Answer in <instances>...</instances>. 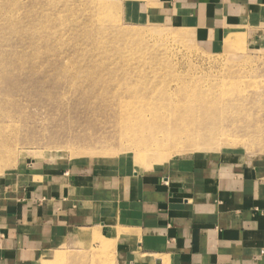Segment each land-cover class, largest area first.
Instances as JSON below:
<instances>
[{
    "label": "rangeland",
    "instance_id": "1",
    "mask_svg": "<svg viewBox=\"0 0 264 264\" xmlns=\"http://www.w3.org/2000/svg\"><path fill=\"white\" fill-rule=\"evenodd\" d=\"M142 3L0 0V181L32 164L117 184L169 165L264 159V39L214 49L195 22ZM126 102L165 122L159 146L128 144ZM61 249L37 264L119 263L109 239Z\"/></svg>",
    "mask_w": 264,
    "mask_h": 264
},
{
    "label": "crops",
    "instance_id": "2",
    "mask_svg": "<svg viewBox=\"0 0 264 264\" xmlns=\"http://www.w3.org/2000/svg\"><path fill=\"white\" fill-rule=\"evenodd\" d=\"M139 1L168 21L195 22L214 49L264 39V0ZM245 163L169 165L117 184L25 166L0 181V264L107 239L118 264H264V159Z\"/></svg>",
    "mask_w": 264,
    "mask_h": 264
},
{
    "label": "bare ground",
    "instance_id": "3",
    "mask_svg": "<svg viewBox=\"0 0 264 264\" xmlns=\"http://www.w3.org/2000/svg\"><path fill=\"white\" fill-rule=\"evenodd\" d=\"M123 106L125 108H124V114L122 116V124L120 126V130H121L122 133H125V134L126 133L128 134V132L131 133L132 141H130L128 144L131 147H139V148H144L146 150L147 149L149 150V149L153 148L154 146H156V147L159 146L157 142H153L151 140L154 138V136H153L154 133H155V135H157V132L160 131L164 127V123L165 122L162 121V120H159L158 119L159 117L156 118L155 116H151L150 118H146V116L144 115L145 114V110H143V109H138V110H135L134 113H130L136 120V122H134L131 119L130 114H129L128 110H127V107L131 106L130 103L126 102L125 104H123ZM146 107L150 108L148 105H146ZM201 107L205 108L208 113H210V109L211 108H216V106L214 104H212V103L204 104ZM153 112L154 111H151V113H153ZM154 120H157L159 122L156 123V121L154 122ZM147 124H148V126H147ZM135 125L136 126L140 125L139 126L140 128L135 129L134 128ZM146 126L148 128H146ZM170 127L171 126H169V128ZM142 131L148 132V134H144ZM138 133H140V134H138ZM167 133H168V129H167ZM135 135H140L142 137V139L138 140V138ZM140 141L143 144H140L141 143ZM192 142L193 141H191V140L187 141L188 144H192ZM144 144H148V145H144ZM161 147H165V146L161 145ZM97 233H98L97 231L95 233H92V236L97 238V236H98ZM103 244H104V241H103ZM46 256H51V255L49 254V255H46ZM60 258H61V255H56L54 260H57V259H60Z\"/></svg>",
    "mask_w": 264,
    "mask_h": 264
}]
</instances>
